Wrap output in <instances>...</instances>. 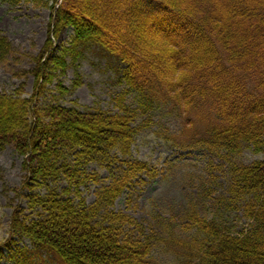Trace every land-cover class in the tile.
<instances>
[{"label": "trees", "instance_id": "1", "mask_svg": "<svg viewBox=\"0 0 264 264\" xmlns=\"http://www.w3.org/2000/svg\"><path fill=\"white\" fill-rule=\"evenodd\" d=\"M2 1L51 8L47 48L65 27L74 36L60 56L46 49L48 59L46 51L33 59L38 67L31 73L41 81L37 95L26 97L23 88L0 95V144L23 157L27 183L44 187H30L28 209H16L9 223V242L28 239L30 249L0 242V258L6 248L15 264H154L162 248L181 264H264V160L241 162L250 148L264 153V0ZM235 24L233 36L229 27ZM8 47L0 38V64L8 62ZM92 47L123 64L125 90L115 99L120 110L39 107L35 98L51 80L41 70ZM128 95L136 107L127 106ZM162 108L180 121L172 137L180 149L237 158L226 192L217 197L226 211L209 217L191 206L186 237L149 235L114 210L137 180L157 176L148 161L134 157L133 146L148 125L138 124V116ZM93 162L109 169L107 182L88 172ZM90 182L98 186L93 204L81 192ZM235 211L248 228L231 221Z\"/></svg>", "mask_w": 264, "mask_h": 264}, {"label": "rangeland", "instance_id": "2", "mask_svg": "<svg viewBox=\"0 0 264 264\" xmlns=\"http://www.w3.org/2000/svg\"><path fill=\"white\" fill-rule=\"evenodd\" d=\"M51 26L50 7L31 2L11 6L0 0V38L9 44V50L5 51L8 62L0 64V95L9 96L20 88L24 89L26 97L37 95L41 81L31 73L38 67L33 59L46 49L52 51L53 57H58L72 48L74 29L71 27L63 28L60 35L53 38L54 45L47 48L52 35ZM237 31L236 24L230 25V34L234 36ZM222 51L227 54L226 50ZM49 53L46 51L43 59L49 58ZM70 54L75 55L72 49ZM122 70L123 64L117 58L98 47H92L78 59L70 56L63 64H51L42 69V74L51 80L46 83L44 93L35 98V102L41 108L57 105L76 107L82 111L100 109L118 112L120 109L115 99L125 90L120 80ZM125 103L136 107L133 95H128ZM20 110L18 106V114ZM138 122L143 125L148 122V125L146 128L142 126L133 146V155L148 161L157 176L153 180L149 177H143V182L137 180L115 202L114 210L137 221L149 235L158 237L173 232L186 237L183 225L191 206L196 207L200 215L209 217L221 215L220 211L224 213L226 209L217 205V197L226 192L230 182V165L237 158L222 159L204 150L188 152L180 149L172 139L179 134L180 121L164 108L149 115L140 114ZM23 160L11 146L0 144V242L10 240L9 223L13 212L19 207L28 209L25 196L32 191L44 192V187L33 185L37 183H27ZM256 160H264V153H255L251 148L241 158L244 164ZM87 170L97 173L104 182L109 180V169L101 168L97 163L88 164ZM26 183L28 187H25ZM30 187L36 190L30 191ZM97 187L91 182L81 187L88 204L94 203ZM232 216L231 221L238 229L251 225L242 212L235 211ZM137 233L138 230L134 232L135 235ZM79 241L75 240V243L80 245ZM9 244L12 250L18 246L23 249L31 247L28 239L20 237H14ZM1 251L6 255L0 258V264H15L7 257L9 250L2 248ZM154 258V264H181L162 248H159Z\"/></svg>", "mask_w": 264, "mask_h": 264}, {"label": "bare ground", "instance_id": "3", "mask_svg": "<svg viewBox=\"0 0 264 264\" xmlns=\"http://www.w3.org/2000/svg\"><path fill=\"white\" fill-rule=\"evenodd\" d=\"M19 247V246H18ZM21 248V247H20Z\"/></svg>", "mask_w": 264, "mask_h": 264}]
</instances>
